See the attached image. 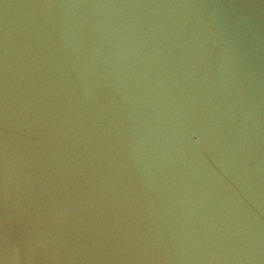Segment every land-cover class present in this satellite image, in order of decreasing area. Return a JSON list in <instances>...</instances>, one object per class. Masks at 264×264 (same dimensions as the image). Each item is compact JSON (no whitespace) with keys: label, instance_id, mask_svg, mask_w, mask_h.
Here are the masks:
<instances>
[{"label":"water","instance_id":"1","mask_svg":"<svg viewBox=\"0 0 264 264\" xmlns=\"http://www.w3.org/2000/svg\"><path fill=\"white\" fill-rule=\"evenodd\" d=\"M0 239L264 264V0H0Z\"/></svg>","mask_w":264,"mask_h":264},{"label":"clouds","instance_id":"2","mask_svg":"<svg viewBox=\"0 0 264 264\" xmlns=\"http://www.w3.org/2000/svg\"><path fill=\"white\" fill-rule=\"evenodd\" d=\"M0 246H2V239H0ZM0 264H16V262H9L4 258H0Z\"/></svg>","mask_w":264,"mask_h":264}]
</instances>
